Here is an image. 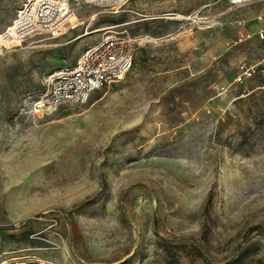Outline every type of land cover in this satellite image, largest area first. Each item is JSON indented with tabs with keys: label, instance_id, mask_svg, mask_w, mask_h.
Returning <instances> with one entry per match:
<instances>
[{
	"label": "rangeland",
	"instance_id": "rangeland-1",
	"mask_svg": "<svg viewBox=\"0 0 264 264\" xmlns=\"http://www.w3.org/2000/svg\"><path fill=\"white\" fill-rule=\"evenodd\" d=\"M25 1L0 0V31ZM261 10L264 0L81 5L65 35L3 52L0 256L261 264L264 41L239 34L257 29ZM107 30L138 37L134 68L87 103L36 114L43 77ZM243 64L256 70L237 82Z\"/></svg>",
	"mask_w": 264,
	"mask_h": 264
},
{
	"label": "built area",
	"instance_id": "built-area-1",
	"mask_svg": "<svg viewBox=\"0 0 264 264\" xmlns=\"http://www.w3.org/2000/svg\"><path fill=\"white\" fill-rule=\"evenodd\" d=\"M128 0H27L18 9L10 25L0 31V55L34 36L57 39L74 29L79 21L75 11L81 5H95L117 13ZM242 6L260 0H226ZM75 18V19H73ZM258 22L252 32L239 31L240 40L253 37L264 41V10L257 12ZM244 26L245 20L235 21ZM139 39L122 30H107L98 40L87 46L73 66H61L42 79V91L33 101L36 114H43L64 104H84L105 87L120 82L135 65ZM254 66L243 64L237 82H243L255 72ZM19 226V223L16 224ZM0 264H58L30 254L18 257L0 256Z\"/></svg>",
	"mask_w": 264,
	"mask_h": 264
},
{
	"label": "trees",
	"instance_id": "trees-1",
	"mask_svg": "<svg viewBox=\"0 0 264 264\" xmlns=\"http://www.w3.org/2000/svg\"><path fill=\"white\" fill-rule=\"evenodd\" d=\"M259 261L261 262V264H264V260L263 259H260ZM238 262H239V258L238 259H235L232 262L227 263V264H238Z\"/></svg>",
	"mask_w": 264,
	"mask_h": 264
},
{
	"label": "bare ground",
	"instance_id": "bare-ground-1",
	"mask_svg": "<svg viewBox=\"0 0 264 264\" xmlns=\"http://www.w3.org/2000/svg\"><path fill=\"white\" fill-rule=\"evenodd\" d=\"M74 19V18H73ZM98 30H95L94 32H97ZM91 32L88 30L86 33H84L82 36H86L88 34H90Z\"/></svg>",
	"mask_w": 264,
	"mask_h": 264
}]
</instances>
